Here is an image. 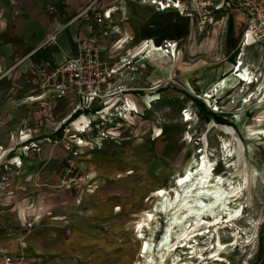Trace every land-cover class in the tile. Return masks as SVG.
<instances>
[{"label": "rangeland", "instance_id": "rangeland-1", "mask_svg": "<svg viewBox=\"0 0 264 264\" xmlns=\"http://www.w3.org/2000/svg\"><path fill=\"white\" fill-rule=\"evenodd\" d=\"M212 1L209 19L161 13L139 0H99L96 8L93 6L92 23L84 16L79 18L89 29L93 27L92 40L104 62L121 63L138 54L118 76V85L128 90L122 100L135 113L117 115V119L107 114L123 103L120 100L115 106L114 102L93 101L86 107L78 100H49L45 105L51 108L47 122L43 105L33 103L42 115L37 122L45 126L53 117L58 120L69 110L72 113L77 104L83 107L78 114L90 117L91 129L84 137L87 143L77 164L81 175L95 180V197L111 206L102 235L112 243L111 262L115 264L140 262L141 241L137 237L158 191L173 189L174 179L203 157L215 163L213 173L223 177L224 188L241 186L240 198H231L227 205L228 209L241 207V215L234 226L225 223V213L221 215L224 223L206 229V225L200 226L201 232H193L195 238L191 236L186 246H182L185 241L176 240L180 228H175L171 243L177 245L163 264H264V136H259L264 132V105L254 96L264 84V0ZM110 9L117 10L110 20H104V12ZM97 15L101 22L95 19ZM167 37L178 42L174 57L159 55L156 44ZM145 39L151 41L148 59L139 61L147 55L141 45ZM241 59L243 69L258 79L251 86L240 84L239 74L235 75L234 67ZM29 83L37 87L33 76ZM217 86L223 90L220 94ZM215 89L213 99L204 97ZM80 122H75L77 128ZM69 128L74 133L71 125ZM222 141L231 144L234 158H226ZM64 152L53 156L59 177L67 167L66 162L63 166L59 163L63 155L66 161L70 159ZM65 188L59 180L52 186L56 192ZM76 188L78 192L90 191L86 185ZM212 217H205L202 224L213 223ZM188 219L183 227L193 228V219ZM166 225L163 217L156 221L155 245L163 238ZM20 234L18 226L0 230V264H28L18 263ZM234 235L238 236L237 245H233ZM219 243L224 248L218 253ZM30 264H47V260Z\"/></svg>", "mask_w": 264, "mask_h": 264}, {"label": "crops", "instance_id": "crops-1", "mask_svg": "<svg viewBox=\"0 0 264 264\" xmlns=\"http://www.w3.org/2000/svg\"><path fill=\"white\" fill-rule=\"evenodd\" d=\"M98 1L0 0V146L4 149L18 147L21 130L58 138L53 135L54 127L70 110L58 120L53 117L46 126L39 124L40 111L27 101L40 93L29 79L36 65L64 63L91 46L95 32L75 16L90 4L96 8ZM51 6L54 14L47 10ZM56 31L57 44L44 47L47 37ZM61 147L43 145L39 155L23 159L18 174L16 169L8 175V184L0 189V230L21 228L18 257L28 264L36 260H47V264H115L111 262L112 243L102 235L104 217L112 212L108 202L102 204L95 197L97 193L78 192V188L52 189L60 179L53 156L64 152ZM66 159L64 154L61 166ZM31 207L38 208L39 219L28 231L24 216L32 220ZM46 211L53 217H46Z\"/></svg>", "mask_w": 264, "mask_h": 264}, {"label": "built area", "instance_id": "built-area-1", "mask_svg": "<svg viewBox=\"0 0 264 264\" xmlns=\"http://www.w3.org/2000/svg\"><path fill=\"white\" fill-rule=\"evenodd\" d=\"M139 1L143 5L155 8L158 12H171L178 17L187 18L189 20L197 19L198 16L201 15H203L205 19H209L207 12H209V14L213 13V10H210V7L213 5L212 0ZM222 1L224 2L225 0ZM93 6L94 4H90L76 19L84 16L88 22L92 23L90 16L92 12H94ZM110 10L104 12V20L111 19ZM48 11L52 14L56 12L53 7H49ZM95 19H98L99 22L102 21L98 15ZM90 29H93V27H90ZM115 33H117V31H115ZM58 34V31L50 34L47 37L44 47L48 44H57ZM105 35L108 36V33H105ZM150 42L149 39H145L141 45H144L145 49L149 51ZM116 44L119 43L117 42ZM156 45H158L157 49L159 51H163L167 54V57H174L178 52L177 41L168 39ZM95 46L96 41L92 40L90 47L84 48L76 56L68 58L64 63L55 64L52 67L39 64L33 68V80L40 94L30 97V100L34 98H43L39 102L32 103H41L43 105L42 115L47 122H49L50 116L48 113L51 111V108L45 105L49 100H78L79 103L84 102L85 107L87 102L91 103L93 101H106L105 103H110V105L114 102L113 106H115L119 100L123 102L122 96L127 93L128 90L123 84L118 85L119 71L130 66L133 58H126L122 60L121 63L115 61L110 65L103 61L101 52ZM145 49L142 50V52L147 54L148 51L145 52ZM109 108H112V106H109ZM113 108H115L114 111L107 114H112L114 116L113 118L116 119L117 115L132 113L130 107L124 102ZM80 111H83V107L77 104L75 110L54 127L53 135H58L57 139H52L49 136H33L31 130H21L18 132L19 142L16 149L8 151L0 146V189L8 184V175L11 172L18 169L16 173H19L24 158L39 155L42 151V146L48 144L54 148L62 145L65 152L70 157V159L66 161V169L59 177V181L66 187L65 189L82 188V186L86 185L87 189L90 190L89 192H94V189L97 188L95 180L93 178L90 179L88 175H81L80 167L77 164V159L82 155L81 150L87 143L84 137L86 133H88V129H91L92 125L90 117H87L86 113L78 114ZM98 114H102V111ZM74 116H77L75 120H73ZM83 118H85L86 121L82 120ZM104 120L102 121L104 122ZM77 121H81V126L79 125L81 130L75 126ZM68 124L69 126L71 125L74 133H71L72 131ZM30 211L32 213V220L24 216L25 226L28 231L33 230L36 223L35 221L39 219L38 208L31 207ZM44 215L49 218L53 217V213L50 211H46ZM55 219H58V221L61 220L60 218ZM66 233L69 234L70 231L66 230ZM23 261V257L18 258V263H22ZM4 264L7 263L5 262Z\"/></svg>", "mask_w": 264, "mask_h": 264}, {"label": "bare ground", "instance_id": "bare-ground-1", "mask_svg": "<svg viewBox=\"0 0 264 264\" xmlns=\"http://www.w3.org/2000/svg\"><path fill=\"white\" fill-rule=\"evenodd\" d=\"M112 11L113 10H110L111 13ZM167 13L170 15L172 14L171 12ZM110 18H112L111 14ZM168 39L175 41L170 37H167L165 40ZM247 42L248 40L246 41L245 46H247ZM146 51H148V49H145V52ZM159 52V55L161 57H167V54L165 52ZM147 57L148 53L146 57H142L139 61L147 60ZM133 58H139L138 54L136 56H133ZM240 61H242V59L239 60V63L234 67V71H236L235 75L239 74L238 79L240 80V84H242L243 86H251L255 84L258 79H256L255 76L252 75L254 73L249 72V70H247L246 68L243 69V63H240ZM216 88H218L219 93L220 88L218 86ZM216 93L217 90L215 89L214 91L206 93V96L204 97L208 100H211L215 97ZM254 96L259 97V102L260 99H262L260 104L264 105V84H262L258 88V91ZM42 99V97L38 98L36 102H39ZM130 108L132 114L135 113L131 106ZM219 110L220 109L218 108L214 111ZM186 120L187 122L191 121L190 118ZM260 135L264 136V132H262V134H259V136ZM221 149L222 151H224V155L227 159L234 158L235 153L232 150L231 144H229L227 141H222ZM214 167L215 163L203 157L202 159H199L197 161V165L194 168H188L182 175L174 179L173 189L162 188L158 191L156 198L157 201L155 200V205L146 213L145 225L140 227V236L137 237L141 241L139 246L140 262L137 264H163L166 260V257L170 255L174 247L177 245V243H171V237L175 228H180L179 232L176 235V240H183L182 242H187L191 239V236H194L195 233L193 232H201L202 229H199L200 226L206 225V229L210 228L211 225L215 226L224 223V217L221 216L224 213L226 214L227 218V221H225V223L228 225H235V223L239 219V216L241 215L242 208L240 207V209H228L227 205L229 204V200L231 198H234L233 201L240 198L241 186H234L229 190L224 188V179L220 175L213 173ZM220 210H222V212H220ZM208 216H213V223L209 221L206 222V224H202V221L205 219V217ZM159 217H163L167 221V225L163 238L160 242H158V244L155 245L154 236L156 230L158 229L155 227V224ZM188 218H190L191 220L193 219L194 222L191 225V227L193 228H188L187 226L183 227V223L185 221L188 222ZM144 228H147L146 232ZM190 230H192V232H190ZM234 239L236 243L233 245H237L238 236L234 235ZM223 248L224 246L219 243L217 252L219 253ZM155 249H157V251ZM155 251L161 252V255L157 256L155 254Z\"/></svg>", "mask_w": 264, "mask_h": 264}]
</instances>
